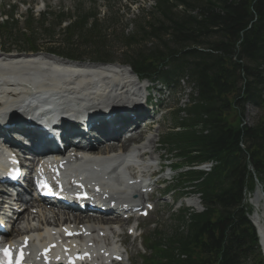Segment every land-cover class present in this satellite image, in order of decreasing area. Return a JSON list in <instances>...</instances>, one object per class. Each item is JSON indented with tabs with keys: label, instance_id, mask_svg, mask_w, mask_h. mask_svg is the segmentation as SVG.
I'll list each match as a JSON object with an SVG mask.
<instances>
[{
	"label": "trees",
	"instance_id": "obj_1",
	"mask_svg": "<svg viewBox=\"0 0 264 264\" xmlns=\"http://www.w3.org/2000/svg\"><path fill=\"white\" fill-rule=\"evenodd\" d=\"M151 12L127 35L123 64L139 79L167 86L186 81L191 89L187 117L177 123L175 116L181 130L166 134L164 143L176 151L181 169L215 163L208 174L178 175L199 194L203 211L180 213L177 228L156 243V263L262 264L245 197L257 184L264 192V0H155ZM76 13L75 18L59 9L35 18L29 11L18 32L25 44L19 53L56 55V48L36 44L37 29L53 39V30L65 21L68 26L59 34L66 48L100 41L98 28L104 26L95 7ZM48 15L55 18L51 30L43 29ZM8 16L10 22L0 24V38L17 27ZM137 37L149 46L141 41L142 48L130 49ZM247 107L259 113L252 126L244 124Z\"/></svg>",
	"mask_w": 264,
	"mask_h": 264
},
{
	"label": "bare ground",
	"instance_id": "obj_2",
	"mask_svg": "<svg viewBox=\"0 0 264 264\" xmlns=\"http://www.w3.org/2000/svg\"><path fill=\"white\" fill-rule=\"evenodd\" d=\"M137 84V78L129 68L117 64L79 63L45 54L26 56L11 54L3 56L0 54V120L10 119L7 118L9 113L21 108L37 113L38 106L42 104L41 101L36 102L37 94L43 93L46 97V107L38 112L41 117L45 118L47 114L49 116L54 115V110H58V108L63 109L65 112H73L75 107L67 103L69 97L78 99L80 105L85 109H88V107L94 108L95 106L104 107L115 103L123 95H127L129 89L136 87ZM141 87L145 89V83ZM137 109L133 111L142 114L141 110ZM53 118H57V116ZM126 118L125 120L114 119L112 120L113 124L112 122L109 124L110 126L101 123L102 119L100 118H93L95 122H98L95 129L99 130L100 135L87 136L94 143H97L99 138L108 133V129L111 130V126H121L122 122L127 123L133 119L127 116ZM137 119L140 118H135L132 121ZM93 123L94 121L89 124L94 127ZM17 124H22V122ZM134 124L137 126V131L127 135L117 133L118 137L111 136L107 138L109 139L108 142L103 144L98 142L97 146L92 144L84 150L89 155H94L93 157L72 160L70 156H67L61 161L56 160L52 163L51 168H57L61 172V180L64 184L70 185L72 182H80V186L92 188L97 196L108 198L120 205V208L126 214H134L144 210L150 198L143 193V190H148L151 187L150 178L155 172L154 163L160 159L156 153L159 127L156 126L155 134H150L144 142L138 143L135 148L127 151L125 145L129 141L140 139L142 133L140 131L141 124L139 122ZM62 128L65 135L70 133V130L65 126ZM2 131L3 127L0 126L1 136ZM13 131L18 132L13 133ZM24 133L26 132L23 129L15 128L9 131L6 136L11 139L14 134L16 138H19ZM39 141L37 138L34 139L35 144ZM70 141L83 142L80 137L70 138ZM117 151L125 152L127 155L115 154ZM110 152H113V155H110ZM99 156L104 157L101 159L95 158ZM135 158L144 165L135 169L133 167L136 163ZM126 166L128 167L124 171ZM48 169L49 167H44V170ZM128 176H134V182L137 180L141 182L131 185V178L128 179ZM134 198L136 199L133 200ZM187 203L196 205L193 200H189ZM251 204L254 207L251 220L257 229L264 253V201L259 191L254 194ZM31 209L32 206L25 209L16 216L13 223L15 231L20 232L21 236H26L30 240L28 253L31 264H38L36 261L37 245L44 244L46 240H50L52 245L58 244V241H63L58 235H62L64 233L62 230L65 229H70L71 232L79 235L81 241H74L62 247L65 250L77 247L86 249L91 257L87 264H103L108 260H115L118 252L120 256L123 231L128 219L124 217L115 220L112 218L88 219L87 217L77 216L79 220L76 223L50 217L49 214H55L53 210L48 211L43 208L41 211L37 210L33 213L30 212ZM41 221L46 222L52 229L44 232L31 229L33 222ZM113 221L117 222L119 226L104 227L108 222ZM21 222L23 226L17 227V223L20 224ZM136 226L138 225L133 224L127 230L134 229ZM61 255L62 249L59 248L55 249L52 257L59 258ZM121 256L124 255L121 254Z\"/></svg>",
	"mask_w": 264,
	"mask_h": 264
},
{
	"label": "rangeland",
	"instance_id": "obj_3",
	"mask_svg": "<svg viewBox=\"0 0 264 264\" xmlns=\"http://www.w3.org/2000/svg\"><path fill=\"white\" fill-rule=\"evenodd\" d=\"M154 5L155 0H0V24H4L6 21L10 22L9 13L12 14L13 19L17 20V27L15 29H13V27L7 29L9 36L7 38H0V54H3L4 51L8 54L17 55L20 54L19 50L25 47L23 39L18 35V32H23L24 16L29 11L32 13L33 17L37 18L39 14L49 12L56 14L59 9H62L65 13L71 14L76 18L77 8H82L85 12H88V10L95 7L97 20H99V23L103 22L100 24L104 26L99 27V30L97 29L100 38H102L100 41L95 40V43L87 41L83 47H79V45L74 42L71 46H67L68 48H66L59 34L63 28L68 26V22L65 21L59 28L53 30L55 33L53 39L48 37L46 33L39 32L40 30L37 29L40 37L36 39V44L38 46H44L45 48H56L58 51L56 56L67 61L99 64V58H106L110 61L109 64L129 67L123 64L125 58L122 54L126 50L127 35L135 32L136 23H141V18H144L145 21L147 20V14L152 13L151 11ZM54 24L55 18L48 15L43 24V29L51 30L50 28ZM4 33L5 31L3 30L2 34ZM134 40L136 45L133 44L130 49L142 48L144 45L139 43L141 41L147 46L150 44L146 39L142 40L140 37L134 38ZM73 50L76 52L70 53ZM153 86L155 90L164 89L165 92L161 97L157 96L155 91L152 92V95L157 98L155 101H157L159 97L161 98L160 106L162 109L160 115H158L160 128L157 134L159 136V142L156 145L158 148L156 153L165 165L172 166L178 162L176 151L164 145L162 139L166 134L180 132L181 129L174 123V118L175 116L177 117L178 123L187 117L184 110L188 108L190 104L191 89L185 81L179 83L175 88H171L172 91L162 88L158 83H154ZM159 116H162L163 119L162 117L159 118ZM258 116L259 113L255 109L248 107L245 113L244 124L252 126L257 121ZM157 127H155V129L145 130L144 133H141L140 140H146L150 134H155ZM166 174H168V170L165 168L153 179L156 180L159 177H165ZM174 174L175 173L172 171V181L170 180V183L166 184L172 191L180 186ZM161 187H165V184L158 185V188ZM181 194L180 191L176 190L166 196H161L160 191H157L156 195L153 196L152 200L155 203L153 213H151L148 218L139 221V233H141V237L135 240L132 245L131 239H125V248L131 257L132 264H144L142 253L140 252L146 251L145 243H142V238L145 240L148 234L155 232V234L159 235L156 238L157 240H167L171 232L177 228L178 225H176V220L180 215V211L176 209L179 207V204L181 205V209L188 207L190 211H202L200 206H193L187 203V201L191 199H197L196 197H189L174 205L175 200L178 199ZM252 198L251 196H246L245 202L247 205H250ZM21 226H23L22 222L20 224L17 223V227ZM124 236L125 233L123 234V239Z\"/></svg>",
	"mask_w": 264,
	"mask_h": 264
}]
</instances>
